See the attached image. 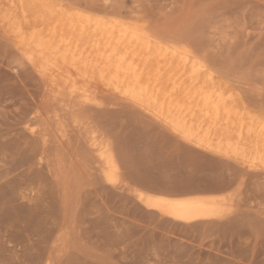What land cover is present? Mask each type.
Masks as SVG:
<instances>
[{
	"label": "rangeland",
	"instance_id": "1",
	"mask_svg": "<svg viewBox=\"0 0 264 264\" xmlns=\"http://www.w3.org/2000/svg\"><path fill=\"white\" fill-rule=\"evenodd\" d=\"M95 25L115 26L111 43L138 30L161 45H137L140 71L191 105L211 127V145L122 98L97 71L64 68L69 47L85 60L109 42ZM28 36L51 53L44 69L53 82L30 60L37 49L22 47ZM171 46L199 57L190 55L207 69L197 83L190 65L163 61ZM71 89L92 92L95 103L70 99ZM199 89L214 90L218 111L184 95ZM263 123L264 0H0V264H264V160L238 158L216 140L230 131L234 145L240 130L249 141V128ZM139 193L211 196L218 212L182 223Z\"/></svg>",
	"mask_w": 264,
	"mask_h": 264
},
{
	"label": "bare ground",
	"instance_id": "2",
	"mask_svg": "<svg viewBox=\"0 0 264 264\" xmlns=\"http://www.w3.org/2000/svg\"><path fill=\"white\" fill-rule=\"evenodd\" d=\"M101 25H103V23ZM109 25H107L108 27H104V28L100 27L99 25H95V30H102V28H103V31L107 34L106 36H108L109 42L104 44L101 49H99V48L92 49L91 53L93 54L94 57H92L91 53H90L89 56L87 55L90 58L89 60H88V57H87V59L84 57L85 60H82L81 56H78V57L75 56L76 52H77L76 51L77 47H69L66 51L68 53L66 54V56H63V58L61 59V62L63 64L64 68L65 67H72V68L75 67V69L78 71V73L84 72L85 74L87 72H89V70L91 72L97 71L102 79L107 80L106 83L109 85V87L110 86L112 87L110 89L116 91L118 94H120L122 96V98H125V99L139 105L140 107L144 108L145 110H147V111H149L155 115L163 116L165 118V120H168L170 125L173 126L174 128H177L179 133H181L182 135H184L186 137L192 136V137L198 139L197 141L205 140L211 145L210 142L215 139L213 135H212L213 137L211 136V127H209V126L205 127V125H204L205 121H203L202 117H200V119L202 118V120H199V119H197V117L194 116V112H193V114H192V112L190 113V108H187V107L191 106V105H188L186 107L183 103H181L182 101L180 102L177 100L178 98L176 99L175 96L173 97L172 96L173 94L161 93V89L158 85H151L149 79L148 78L145 79L143 77L144 76L142 73L143 70L141 69V71H140L141 64H140V60L138 58V53L135 50V48L137 47V45L139 43H143L145 49L147 51H149L150 48L159 47L160 44L157 43V41L152 40L148 37L146 39V36L144 35L143 32H139L141 34L137 33L138 30H137V32L135 30L134 32L130 33V35H128V36H126L125 34L120 35V37L117 39L116 43H111L110 39H111L112 33L115 30V26H109ZM135 27H137V26H135ZM138 27L140 28L139 25H138ZM28 38H29V36H28ZM165 41H167V40H165ZM21 44L25 50H28L30 48V46L31 47L34 46V48L37 49V51H38V54H36V56H37L36 60L37 61H35V59L31 58L30 56L29 57L31 59L29 57H28V59H30L32 61V63L35 65H37L36 64V62H37L38 63V70H39L41 76L43 78H45L46 80H48L49 83L53 82L54 78H55L54 76L56 74L54 75L53 71L48 73L47 70H49V69H47V70L44 69L45 68L44 63L45 64L48 63V60H49L48 57H49V55H51V53L48 51H47V53L43 52V51H45V49H47V48H45L44 43L41 40L33 41L32 38H29L28 40L26 39V41H24V42L21 41ZM67 44H68V42H67ZM175 46H174V48H173V46H171L172 48H167L168 51L165 52L164 54H162L161 58L163 59V61H165L167 63V65L172 64V62L174 60H176L177 62H181L182 66H184V67L187 65H190V67L192 69L191 77H193V79H194L192 83H197L199 77L202 74H204L207 69L204 71V67L202 65L201 66L197 65V63H198L197 60H195L194 58H191V56H193L194 53L192 55L190 54L191 55V56L189 55L190 57L189 56L184 57L182 55L183 53H180L181 51L178 50ZM57 47H59V46H57ZM181 50H182V48H181ZM53 51H55V48ZM185 52H186V50H185ZM62 53H64V52H62ZM185 54H187V52ZM152 55H153V53H152ZM194 56H195V58H197L196 55H194ZM197 59H199V57ZM146 62H147V60H146ZM164 66H166V64ZM55 67H56V65H55ZM64 68H61V69H64ZM58 69H60V68H58ZM63 72H64V70H63ZM208 72H210V71H208ZM210 74H212V73H210ZM90 77H91V75H90ZM85 78H87V77H85ZM62 79H64V78H62ZM210 79H211V77H210ZM152 81H153V78H152ZM104 83H105V81H104ZM51 86H52V84H51ZM172 90H174V89H172ZM114 91H112V92H114ZM201 91L202 90L199 89V92L195 91V93H192V94L189 91H187L186 94H184V95L187 96V99H191L193 97H198L199 100H201L203 102V106H206V107L211 106L213 109L217 110L218 105L212 104L214 101V98L212 96V92H214V90L212 92L209 90V91L203 92V93ZM77 92H75L74 89H71V91L69 93L71 96L69 98L71 99V97L73 96V98L74 97L79 98V101L82 103H95L96 98L92 96V94H91L92 92L90 93L86 89L82 90L79 94H77ZM57 94L61 95L62 90L59 89ZM53 97H55V96H53ZM57 97L58 96L56 95V98ZM229 97L227 96V98H229ZM73 98L71 101H73ZM64 99H66V98L64 97ZM67 99H68V97H67ZM67 99H66V101L65 100L64 101L68 102ZM59 100H60V98H59ZM186 101H189V100H186ZM220 103H222V101H220ZM195 104H196L195 106H197L196 102H195ZM230 108H229V110H230ZM225 111H227V110H225ZM200 112H201V109H200ZM222 112H224V109ZM202 114L204 115L205 113H202ZM230 114L231 113H229V112L226 113V116H225V121H226L225 123L226 124H228ZM216 116H217V114H216ZM186 118H188V119H186ZM204 118H205V116H204ZM205 119H208V118H205ZM219 125H221V124H218V126ZM239 127H242L240 125V123H239ZM222 128L224 129L225 127H222ZM221 129L220 130L218 129V130L222 131ZM174 130H176V129H174ZM224 130H226V128ZM247 130H248V128H247ZM179 133H178V135H180ZM219 133H220L219 135L215 134V135H218V137L216 136L217 137L216 140L218 141L217 145H221L222 143L225 145L224 142H226L227 145L233 150L232 153L239 154L238 158H240V155L243 154L244 152L250 151V152H253V154H252L254 156L253 158L257 159V161L258 160H264V125L261 126L259 130H257V128H252V127L249 128V130L246 132L247 135L248 134L251 135V133H253V137L249 141H247L246 139L243 138L242 132L239 130L238 136H237V141L234 143V145H233V143H232V145L230 143H228V142H230L228 140L232 136V134H231L232 132L230 133V131H229V133L231 135L227 132H219ZM233 135H235V134H233ZM194 141H196V140L194 139ZM94 142H96V141H94ZM213 147H215V146H213ZM222 147H223V145H222ZM208 148H209V146L207 147V149ZM219 148H220V146H219ZM95 149L96 148H94V150ZM211 151H212V149H211ZM221 152H222V150H221ZM223 153H224V151H223ZM227 154H228V151H227ZM234 158H235V156H234ZM100 159L102 160V162L105 165V168L107 169V177L109 179H111V178L113 179L112 173L114 171H116L115 170L116 168H115V164H114L112 157L107 152L103 151L100 153ZM257 161H256V163H257ZM260 162L257 164L261 165ZM263 168H264V166H263ZM136 195H138L140 201H142L146 207L151 208V209H155V210L159 211L162 215H164L166 217H170V218L177 220V221H180L182 223H191V222L201 220V219H209V218H212V216H216L217 215L216 213L218 212V202L216 201V199L214 197H211V196L188 197L189 196L188 195L187 197L169 198V197H164L163 195L159 196V195H155V194L151 195V194H145V193H139Z\"/></svg>",
	"mask_w": 264,
	"mask_h": 264
}]
</instances>
